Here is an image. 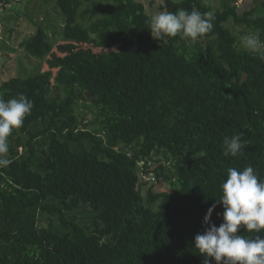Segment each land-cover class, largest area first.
Instances as JSON below:
<instances>
[{
    "label": "trees",
    "instance_id": "trees-1",
    "mask_svg": "<svg viewBox=\"0 0 264 264\" xmlns=\"http://www.w3.org/2000/svg\"><path fill=\"white\" fill-rule=\"evenodd\" d=\"M159 1L212 13V31L163 44L139 0H55L61 40L38 25L19 42L47 68L0 80L3 99L33 101L0 168V264H204L193 242L226 170L264 178V61L232 29L264 40V0L242 13L238 0ZM238 133L243 152L225 157ZM139 161L169 189L143 194Z\"/></svg>",
    "mask_w": 264,
    "mask_h": 264
},
{
    "label": "clouds",
    "instance_id": "clouds-1",
    "mask_svg": "<svg viewBox=\"0 0 264 264\" xmlns=\"http://www.w3.org/2000/svg\"><path fill=\"white\" fill-rule=\"evenodd\" d=\"M215 16L212 13L191 12L178 9L176 12L160 11L148 19L151 36L165 43L167 37L180 36L196 42L199 37L212 31ZM240 49L264 61V40L259 30H253L240 38ZM33 101L25 94L5 100L0 97V168L8 167V139L13 129H19L26 116L31 114ZM246 141L242 134L223 139V155L238 157ZM226 179L220 185L221 195L203 217L204 231L194 238V248L204 257V264H264V178H260L252 166L243 170L229 167ZM217 204H222V222L216 226L211 217ZM255 233L254 237L238 234ZM211 258V259H210Z\"/></svg>",
    "mask_w": 264,
    "mask_h": 264
},
{
    "label": "rangeland",
    "instance_id": "rangeland-1",
    "mask_svg": "<svg viewBox=\"0 0 264 264\" xmlns=\"http://www.w3.org/2000/svg\"><path fill=\"white\" fill-rule=\"evenodd\" d=\"M143 2L145 11L149 14H156L165 11L160 7L159 0H139ZM213 8L220 7V0H203ZM261 0H238L237 12L252 9ZM42 26L48 32L52 44L61 40L62 22L56 10L55 0H7L0 5V42H4L7 49L0 51V80L10 74H29L36 70L45 69L47 65L39 59L29 57L19 46V42L31 35L37 26ZM238 39L245 35L240 26L232 25ZM201 39V37H199ZM4 45V46H5ZM155 159L161 160L160 157ZM153 160V159H152ZM160 162H163L162 160ZM151 167L157 166L159 162L153 160ZM138 172L141 181L145 182L143 194L146 187L154 183V190L161 191L169 189L167 184L161 186L154 178V174L145 175L138 162ZM86 214V213H85ZM43 224V223H41Z\"/></svg>",
    "mask_w": 264,
    "mask_h": 264
},
{
    "label": "built area",
    "instance_id": "built-area-1",
    "mask_svg": "<svg viewBox=\"0 0 264 264\" xmlns=\"http://www.w3.org/2000/svg\"><path fill=\"white\" fill-rule=\"evenodd\" d=\"M2 4V1L0 2V5Z\"/></svg>",
    "mask_w": 264,
    "mask_h": 264
}]
</instances>
